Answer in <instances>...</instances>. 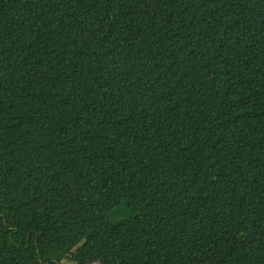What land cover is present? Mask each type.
Returning a JSON list of instances; mask_svg holds the SVG:
<instances>
[{
  "label": "trees",
  "instance_id": "obj_1",
  "mask_svg": "<svg viewBox=\"0 0 264 264\" xmlns=\"http://www.w3.org/2000/svg\"><path fill=\"white\" fill-rule=\"evenodd\" d=\"M53 262L264 264V0H0V264Z\"/></svg>",
  "mask_w": 264,
  "mask_h": 264
},
{
  "label": "rangeland",
  "instance_id": "obj_2",
  "mask_svg": "<svg viewBox=\"0 0 264 264\" xmlns=\"http://www.w3.org/2000/svg\"><path fill=\"white\" fill-rule=\"evenodd\" d=\"M8 137L10 138V137H12V135L9 134ZM65 264H71V263H68V262H67V263H65ZM94 264H98V263H94Z\"/></svg>",
  "mask_w": 264,
  "mask_h": 264
},
{
  "label": "snow or ice",
  "instance_id": "obj_3",
  "mask_svg": "<svg viewBox=\"0 0 264 264\" xmlns=\"http://www.w3.org/2000/svg\"><path fill=\"white\" fill-rule=\"evenodd\" d=\"M53 264H55V262H53Z\"/></svg>",
  "mask_w": 264,
  "mask_h": 264
}]
</instances>
